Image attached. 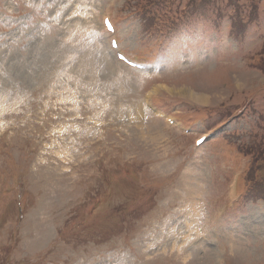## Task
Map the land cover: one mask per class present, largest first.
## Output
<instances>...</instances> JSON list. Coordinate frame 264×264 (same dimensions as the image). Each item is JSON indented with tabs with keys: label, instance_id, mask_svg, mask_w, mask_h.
<instances>
[{
	"label": "rangeland",
	"instance_id": "1",
	"mask_svg": "<svg viewBox=\"0 0 264 264\" xmlns=\"http://www.w3.org/2000/svg\"><path fill=\"white\" fill-rule=\"evenodd\" d=\"M263 200L264 0H0V264H264Z\"/></svg>",
	"mask_w": 264,
	"mask_h": 264
},
{
	"label": "bare ground",
	"instance_id": "2",
	"mask_svg": "<svg viewBox=\"0 0 264 264\" xmlns=\"http://www.w3.org/2000/svg\"><path fill=\"white\" fill-rule=\"evenodd\" d=\"M100 47H101V46H100ZM103 50H104V49H103ZM100 51H101V50H100ZM98 56H100V52L98 53ZM81 61H82V57L79 58V60H78V62H77V64L80 63V64L77 66V69H80ZM101 61H102L104 64H106L107 66H109V65L111 64V67H112L113 62H112V60H109V59H108V56L106 55V53H102V55H101ZM114 63H115V61H114ZM117 67H118V66H117ZM81 70H83V69H81ZM120 84H122V81H121ZM124 85H125V84H123L122 86H124Z\"/></svg>",
	"mask_w": 264,
	"mask_h": 264
},
{
	"label": "snow or ice",
	"instance_id": "3",
	"mask_svg": "<svg viewBox=\"0 0 264 264\" xmlns=\"http://www.w3.org/2000/svg\"><path fill=\"white\" fill-rule=\"evenodd\" d=\"M108 26H109V28H111V25H110V23L108 24Z\"/></svg>",
	"mask_w": 264,
	"mask_h": 264
}]
</instances>
